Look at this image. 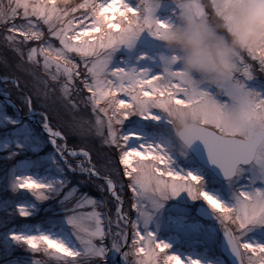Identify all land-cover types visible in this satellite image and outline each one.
<instances>
[{"label": "snow or ice", "instance_id": "6c2138e0", "mask_svg": "<svg viewBox=\"0 0 264 264\" xmlns=\"http://www.w3.org/2000/svg\"><path fill=\"white\" fill-rule=\"evenodd\" d=\"M181 14L208 24L219 11L212 0H0L3 264H264V95L246 88L264 86V46L213 89L184 83L158 43ZM202 97V149L177 156L165 115ZM91 139L120 168L94 161Z\"/></svg>", "mask_w": 264, "mask_h": 264}, {"label": "clouds", "instance_id": "9594fccd", "mask_svg": "<svg viewBox=\"0 0 264 264\" xmlns=\"http://www.w3.org/2000/svg\"><path fill=\"white\" fill-rule=\"evenodd\" d=\"M212 3L219 15L210 23L181 14L158 40L162 50L177 57L181 81L195 80L205 89L227 82L242 54L264 46V0ZM206 118V97L188 108L171 106L165 115V140L170 143V150L177 156L187 155Z\"/></svg>", "mask_w": 264, "mask_h": 264}, {"label": "rangeland", "instance_id": "374dc122", "mask_svg": "<svg viewBox=\"0 0 264 264\" xmlns=\"http://www.w3.org/2000/svg\"><path fill=\"white\" fill-rule=\"evenodd\" d=\"M161 18H165L164 15H162ZM55 43V42H54ZM0 54H3V49H0ZM10 55V54H9ZM74 59H78V58H74ZM4 74V69L2 66H0V75H3ZM23 79H27L26 77H24ZM77 83V86L78 87H81V85H79V81L76 82ZM0 87H3V85H0ZM246 88H248L249 90H252V91H256V92H260L261 95H264V86H258L256 85L254 82H251L249 81L247 84H246ZM25 91H30V89H25ZM10 94L11 96L13 97V99L15 100V104L17 106V108H20L21 109V115L23 116L26 112V108L22 105L21 103V100L19 99V96H20V93H18L15 89H11L10 90ZM86 95V93H84L83 91L80 92V94L77 96L75 93H73V98L76 100V102L79 104L80 100ZM3 98V97H1ZM12 99V98H11ZM23 107V108H22ZM33 107L37 110V111H43L44 109L40 108L39 106V102L35 99V97H33ZM10 108V107H9ZM8 110V109H7ZM49 111V117H50V121H54V124H52L54 127H58L62 122L63 120L67 119V116L65 115V112H64V109L62 107H60L59 104H56L54 105L51 109L48 110ZM11 112L13 114V110L11 109ZM79 115L81 116H84V117H87L89 119H91V113H90V109L86 108V107H83L81 106L80 107V112H79ZM53 123V122H52ZM39 125V124H38ZM37 129V128H36ZM40 131V130H38ZM3 132L4 130L3 129H0V136L3 135ZM73 140L75 141V144L77 143V141L73 138H70V140ZM74 142H73V145H75ZM71 147V146H70ZM88 147L91 149L92 151V157H93V160L96 161L98 164H102L106 161V159L108 157H111V159L113 160L114 162V165L115 167L117 168H120V165H119V162H118V155H117V158L115 156V158L113 157L114 154L112 153H115V149H112V150H109L107 148H101L100 147V144H99V141L97 139H91L88 143ZM51 149V146L49 145L48 146V149L47 150H50ZM103 154V155H101ZM6 155V153H2L0 152V157ZM8 167H11V162H5L3 159H0V175H3V171L4 169L8 168ZM121 172H122V169H121ZM80 181V180H79ZM124 183L126 184L127 181H124ZM80 186H83L84 188H87L88 185L87 184H79ZM91 189L93 190V192L95 193V197L94 198H97L99 199L100 198V193L92 186H90ZM11 193H3V192H0V195L4 196V195H9ZM130 193H128V196H125V199H126V202L127 204L130 206ZM109 209L112 210V205L109 204ZM19 219V218H17ZM107 243V241H106Z\"/></svg>", "mask_w": 264, "mask_h": 264}, {"label": "trees", "instance_id": "16d2710c", "mask_svg": "<svg viewBox=\"0 0 264 264\" xmlns=\"http://www.w3.org/2000/svg\"><path fill=\"white\" fill-rule=\"evenodd\" d=\"M11 100H13L14 102H15V100L13 99V97L11 96ZM0 100H2L1 98H0ZM23 108V107H22ZM11 109L12 108H8V114L9 115H13L12 114V112H11ZM51 122V121H50ZM53 122V123H52ZM51 122V124H54V121H52ZM37 131H38V129H37ZM73 142H74V144H75V141H73L72 139L70 140V138H69V140H68V144H69V146H73ZM112 154H114V158H115V156H116V158H117V155H118V153L115 151V153H112ZM81 179H83V177H80V176H77V177H75L74 179H73V184H79V180H81ZM88 185V184H87ZM91 185H88V187L87 188H84L83 186H80L79 185V190L81 191V192H86V193H88L90 196H92V197H95V193L93 192V190L91 189V187H90ZM0 196H2V195H0ZM9 197L11 196V194H9L8 195ZM125 196H128V193L126 192L125 193ZM129 197V196H128ZM39 219H40V217H37V220L35 221V222H39ZM24 255H26V253L25 252H23V251H21V250H17L15 253H14V256H24ZM37 258H40V259H43V257H42V255H38L37 256ZM0 264H3V262L2 261H0Z\"/></svg>", "mask_w": 264, "mask_h": 264}, {"label": "water", "instance_id": "95a60500", "mask_svg": "<svg viewBox=\"0 0 264 264\" xmlns=\"http://www.w3.org/2000/svg\"><path fill=\"white\" fill-rule=\"evenodd\" d=\"M37 126L40 128V126L37 124ZM193 149H202V145H200L199 141L195 142L193 147Z\"/></svg>", "mask_w": 264, "mask_h": 264}, {"label": "bare ground", "instance_id": "6f19581e", "mask_svg": "<svg viewBox=\"0 0 264 264\" xmlns=\"http://www.w3.org/2000/svg\"><path fill=\"white\" fill-rule=\"evenodd\" d=\"M1 98V97H0ZM1 99H3V98H1ZM14 103V102H13Z\"/></svg>", "mask_w": 264, "mask_h": 264}]
</instances>
